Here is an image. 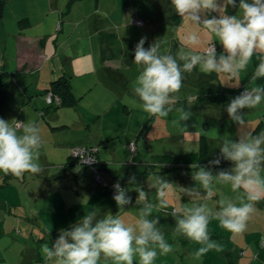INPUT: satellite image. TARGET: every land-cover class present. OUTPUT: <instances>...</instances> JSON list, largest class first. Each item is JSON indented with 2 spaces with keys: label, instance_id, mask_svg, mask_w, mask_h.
Listing matches in <instances>:
<instances>
[{
  "label": "crops",
  "instance_id": "1",
  "mask_svg": "<svg viewBox=\"0 0 264 264\" xmlns=\"http://www.w3.org/2000/svg\"><path fill=\"white\" fill-rule=\"evenodd\" d=\"M20 1L24 2L16 4V0H6L4 7L3 21L14 20L11 25L14 34L5 41H0L2 47L0 74L7 76L3 79V86L7 91L0 103V118L9 122L12 120L37 121L44 142L40 156L43 171L36 175L26 174L22 181L10 176L7 185H4V176L0 173L2 178L0 210H9L5 212L3 219H6V216L15 217L19 214L21 221L23 219L32 221V225H29L34 226L33 230L38 228L44 233L43 235L50 237L53 234L58 235L61 229L70 228L93 210L97 212L98 218H103L106 214H117L126 221H134L139 216L133 212L134 206L127 211L119 209L113 200V195L97 182L91 168L73 161L71 155L76 146L99 147L100 168L104 172L106 182L119 180L123 187L127 188L134 187L128 184L130 176H135L136 183L143 190H145L144 184L147 187L152 186L155 183L154 178L163 176L161 174L164 173L163 167L166 164L152 160L157 157L156 155L159 157L161 154L150 150L152 158L145 159L143 149L140 150L137 147L133 154L129 148V145L134 142L139 144L140 141H151L152 143L158 140L157 136L149 137V132H153L154 129L158 131L159 122L162 121V118L157 120L142 109H133L128 101L130 98H135L133 93L135 82H132L134 79L132 77H137L136 74L139 73L134 69L135 40L126 38L129 44H123L122 51L117 52L114 47V34L97 29V34L93 31L92 35H82L84 29L91 33L89 28L92 23L84 15H77V19L72 17V14L76 15L73 12L75 4L67 9L70 0H65L63 5L54 4L55 0H49L48 3L27 0L28 4L25 3L26 0ZM80 8L82 5L77 14L82 13ZM88 9V12H92L91 17H94L93 8ZM8 10L11 13L8 16L9 19H5ZM236 13L232 12L233 15ZM23 19H28L29 24L18 25L17 23H21ZM127 28L130 27L127 26ZM148 35L149 32L146 33V36ZM153 41V38L147 37L145 48ZM216 43L219 44L218 40ZM220 49L223 52V48ZM258 63L259 58L253 56L250 63L251 71L254 72ZM200 72L196 68L187 78L194 85L190 98H196L192 99V106H188L195 111L201 110L195 109L199 89L208 88L206 86L208 84L201 79L204 73L200 74ZM63 76L69 77L72 91L79 102L73 107L58 109L49 107L43 93L52 81ZM183 83L187 81L184 79ZM249 84L256 86L259 83L252 80ZM221 87V84H217L219 90H222ZM246 87L242 83L240 91L242 92ZM186 91L191 92L189 88L181 89L175 106H180V95ZM184 102L189 104V100L184 99ZM257 108L242 110L245 113L246 130L253 134L264 132V116L261 117ZM220 110L226 111V109ZM228 117L219 116L211 119L213 121L211 124L216 123V128L220 127L219 131L224 134H227L226 130L235 131L236 129L235 134L239 133V125ZM148 121L150 124L144 132L143 127ZM255 124L257 126L254 129ZM206 133L209 139V163L220 152V147L214 149L212 143L218 141L222 144L226 138L212 136L210 124ZM227 139L235 141L238 138L232 136ZM173 155L188 156V153L184 148L182 153ZM191 156L194 160L167 165L172 166V169L168 171L182 170L192 175L196 169L190 166L198 163L199 151L189 154V157ZM161 165L163 167H160ZM220 165H224L226 169L220 166L212 169L218 172L220 169L230 170L234 167L230 161L225 160H222ZM207 166L208 164L203 167ZM180 178V175L175 176L176 185L195 186L193 179L189 181L184 176L179 182ZM22 184L29 188V203L33 204L30 207V213L26 207H22L26 200L22 195L24 194ZM152 190L156 192L155 187H152ZM230 191L231 188L228 191L227 185H219L217 194L221 192L223 196L233 200L237 195L242 194L232 192L230 196ZM129 195L132 197V203H136L138 194L130 191ZM156 196L154 203L157 202ZM217 197L219 196L214 197V200L219 199ZM182 202L190 204L187 197H182ZM208 203L209 207H216L213 201ZM256 208V213L248 222L247 229L242 235L233 236L222 229L218 221H211L209 224L211 238L222 245L223 251H210L199 260L194 257L199 245L182 236H173L176 218L167 214L171 212V207L167 213L154 211V214L159 216L158 227L173 248L171 253L164 256L158 255L156 260L159 264H264V200L259 201ZM1 211L0 218L3 215ZM26 214L30 218H27ZM0 223L5 225L1 221ZM15 232L20 234L21 229L16 228ZM8 233L6 229H3L0 235L4 237L8 236ZM45 243L47 242L43 241L42 245ZM27 244H30V241H27ZM41 258L42 255L36 254L30 259L26 257L23 264H34L38 260L41 261Z\"/></svg>",
  "mask_w": 264,
  "mask_h": 264
},
{
  "label": "clouds",
  "instance_id": "2",
  "mask_svg": "<svg viewBox=\"0 0 264 264\" xmlns=\"http://www.w3.org/2000/svg\"><path fill=\"white\" fill-rule=\"evenodd\" d=\"M171 5L182 24L189 26L180 37L183 47L174 55L162 51L160 40H154L147 48L144 46L147 37L139 40L134 52L139 74L133 88V105L157 120L175 110L179 121L184 122L191 118L192 112L174 106L183 87L184 74H191L197 67L202 73H216L224 84L237 87L241 72L256 55L259 63L251 80L264 79V0H239L238 5L236 0H171ZM229 7H238L241 15H228ZM217 40L223 48L219 55ZM262 102L264 85L259 84L231 98L226 112L241 126L239 138L224 140L219 155L207 167L198 163L190 166L196 169L192 173L195 186L181 187L159 175L154 185L149 186L156 189L157 202L153 203L148 192L136 183L134 175L128 179L133 188L122 187L117 182L113 185V200L124 210L132 203L129 192L135 191L136 204L140 206L138 218L126 221L117 214L98 218L96 211H89L70 228L61 229L51 247L47 243L41 246L43 258L49 264H100L102 259L112 264H136L137 260L138 264H155L158 255H168L173 248L158 227L159 216L153 213H167L170 207L171 212L167 214L176 218L173 236H182L199 245L195 259L210 251H223L222 245L211 238L210 222L218 221L233 236L242 235L257 211L256 204L264 200V132L247 131L242 111L255 109ZM43 146L37 121L9 122L0 118V173L3 176L22 181L26 174L42 172ZM222 160L230 161L234 167L220 169L213 175L211 169L218 167ZM219 185H230L232 192L242 194L235 200L227 196L214 200ZM182 197H187L190 204L183 203ZM209 201L216 207H209Z\"/></svg>",
  "mask_w": 264,
  "mask_h": 264
},
{
  "label": "rangeland",
  "instance_id": "3",
  "mask_svg": "<svg viewBox=\"0 0 264 264\" xmlns=\"http://www.w3.org/2000/svg\"><path fill=\"white\" fill-rule=\"evenodd\" d=\"M43 3H48L49 0H39ZM65 0H55L54 4L58 3L59 5H63ZM97 2L100 3L99 8L97 9L95 6ZM24 1L16 0L17 3H22ZM70 1H68L69 4ZM237 5L239 4V0H236ZM26 4L29 3V1H25ZM82 5V13L77 14L79 7ZM93 8L95 11V16L91 17L92 12H88V8ZM76 15L72 14V17L74 19H77L78 16H87L85 18L90 19L92 26L89 28L91 33H88L86 29H84L82 32V35L88 36L92 35L93 31L95 34L98 33L97 29H100L101 31H107L111 35L114 34V47L117 49V52L122 51L124 45L123 44H129L126 42V38H131L135 40V44L133 46H136V44L139 42V40L142 37H149L156 40H160L162 45V51L164 52H170L172 54H176L183 46L180 41V37L184 31L188 29V25L186 23L182 24L181 18L175 13V10L173 6L171 5V0H103L102 2H99L97 0H78L75 2V8L74 11ZM232 12H237L236 15H241L240 10L237 8H231L229 7L227 14L233 15ZM10 10H8L5 19H9ZM211 15H216V13H212ZM135 20H142L144 23L143 28L138 27L139 25L134 24L133 22ZM14 21V20H13ZM13 21H2L1 27H0V41H5L7 38L13 36V28H11V25ZM34 23H36V20H34ZM90 23V22H89ZM21 26V23H17ZM127 26L130 28L128 29ZM35 30V29H34ZM33 31V30H32ZM143 31V32H142ZM149 32V35L146 36V33ZM144 33V34H143ZM212 39H216L213 37ZM217 44V43H216ZM219 48H222L220 44H217ZM145 46V45H144ZM2 47L0 46V54L2 52ZM187 50V49H185ZM221 52H217L219 55ZM256 56V55H254ZM258 57V56H257ZM198 68V67H197ZM134 69L138 70V66L135 65ZM252 70V64L248 66V68L241 72L240 78H239V86L237 87H231L226 84H224V81L218 77L216 73L211 74H203L200 72L198 68V72L200 74H203L201 79L208 85L213 88H217V84H221V89L225 91L228 99L234 98L238 96L241 91L240 88L242 86V83L245 84L246 89H251L252 86L249 84L252 82L251 76L253 71ZM139 73L136 74L138 76ZM189 74H184L185 80L187 83H183L182 88H189L191 92L186 91L185 93H181V103L180 106H174L175 108H183L185 110H189L192 112V116L189 120L180 122L179 121V113L175 110L169 114L168 117L162 118V121L159 122L158 125V131L149 132V137L153 138L154 136H157L159 138L156 141H146L142 142L140 141L137 147L141 150L143 149V157L145 159L152 158L150 154V150H154L155 153L161 154V156L156 155L157 157H154L153 161H159V163L166 164L163 168L165 169L164 173L161 174L163 178L167 179L170 182H173L177 184V181L174 179L176 175H180L181 178L179 182H181V179L185 176L187 180H192V175L188 174V171H182L178 170L177 172H170L169 169H172V166H167L170 164H178L183 162H188L189 160H194V157L192 159V156L189 157V154H192L194 151L197 152L198 150V137L200 135L206 136V128L208 127V124L211 125V134L214 137H237L239 138L240 129L241 126L239 125V133L235 134V131L232 130H226L228 131L227 134H224L219 131L220 127L216 128V125L211 124V119H215L217 117H228L227 112L224 110H216L214 108L210 109H202L199 111H194L189 106H192V99L190 96L193 94L194 85L192 81H188L187 78ZM191 75V74H190ZM134 78V79H132ZM132 82H135V78L132 77ZM191 78V77H190ZM220 82V83H219ZM259 85H264V79L258 81ZM135 85V83H134ZM204 86V85H203ZM218 89V88H217ZM189 100V104H186L187 102L183 103V100ZM133 98L128 99L130 102V106L134 109H142L139 106L132 104ZM189 105V106H188ZM228 106V104H227ZM258 112L261 114V117L264 116V102H262L260 105L257 106ZM196 109V107H195ZM143 111V110H142ZM135 117V115H134ZM229 118V117H228ZM142 119V117H140ZM215 124V123H214ZM154 124H152L153 126ZM258 125V123H257ZM255 124L254 129L257 126ZM228 126H226L227 128ZM199 133V135H198ZM174 136V137H173ZM191 137V138H190ZM225 139V140H226ZM120 142V141H119ZM221 144L218 141H214L212 143V148L216 149L220 147ZM145 148V150H144ZM187 151L188 156H174L173 154H179L182 153L183 150ZM190 150V151H189ZM153 152V153H154ZM220 168H225L224 165H219ZM216 170V169H215ZM170 172V173H169ZM214 175L216 174V171L213 170ZM100 177H102L106 181V177L104 175V172L100 170ZM156 178H154L155 180ZM108 182V181H107ZM187 184L188 181H186ZM21 186H24V190L22 195L25 196L26 200L24 201L22 207H26L28 212L30 213V207L33 204L29 203V188L27 185L22 184ZM146 192H148L149 197L151 201L154 203V197L156 196V192L152 190L149 186L147 187L146 184H144ZM225 187V186H224ZM154 188V187H153ZM227 190H230V187L227 185ZM230 196H232V191L229 192ZM217 196V198H220L223 196V194L220 192ZM28 199V200H27ZM26 203V204H25ZM25 204V205H24ZM132 206H134L133 212L135 214L139 215V205L136 203H131L128 208H124L122 211H127V209H131ZM1 211V210H0ZM129 211V210H128ZM3 215L0 218V221L4 223L5 225H1L0 223V232L2 233L3 229H6L7 232H9L8 236L2 237L0 235V264H23L25 258L28 259L32 258L35 254L36 255H42L41 253V246L43 241H46L49 247H51V244L54 242V240L57 238L58 235L53 234L52 237L45 236L38 228L33 230L34 226L32 225V221H27L26 219H23L21 221L19 218V214H16L15 217L13 216H6L5 218V212H9V210H3ZM160 213V211H157ZM162 212V211H161ZM25 214V213H24ZM154 216H156L153 213ZM27 218H30L29 215L26 214ZM19 219V220H18ZM31 224V225H29ZM31 226V227H30ZM21 229V233L18 234L15 232V229ZM4 233V232H3ZM173 238V237H172ZM27 241H30V244H27ZM33 241V243H31ZM43 258V256H42ZM44 259V258H43ZM161 261V259L159 260ZM138 262V260L136 261ZM44 259L43 263L40 262H34V264H48ZM100 264H112L111 261H107L102 259L100 261ZM155 264H159L158 260L155 261Z\"/></svg>",
  "mask_w": 264,
  "mask_h": 264
},
{
  "label": "trees",
  "instance_id": "4",
  "mask_svg": "<svg viewBox=\"0 0 264 264\" xmlns=\"http://www.w3.org/2000/svg\"><path fill=\"white\" fill-rule=\"evenodd\" d=\"M76 1H78V0H70L69 4L67 5V9H70L75 4ZM97 1L102 2L103 0H97ZM5 4H6V0H0V26L2 24L1 22L3 21ZM99 5H100V3L97 2V4H96V1H95V6L97 9L99 8ZM20 22H21L22 26H24L25 24L26 25L29 24L28 19H23ZM133 23L136 24L135 21ZM143 26H144V23H142V25L141 26L139 25L138 27H143ZM215 46H216L217 52H222V50L218 47L217 44ZM5 77H7V76L4 74H0V84L2 85L0 87V103L5 98L6 91H7L5 89V87L3 86V79ZM244 90H246V89H243L242 92ZM43 94H45V100L49 94L52 95V97L54 98L53 102L47 103V101H46V103L49 107H57V109L63 108V107H73L76 104H78V102H79V99L76 98V96L74 95V93L72 91V86H71V82H70L69 77H65V76L59 77L56 80L52 81L50 86L47 88V90ZM56 98H58L59 100L56 101L55 100ZM230 100L231 99H228L224 90H219V89L213 88V87L201 88L198 91V98L195 102V107L200 108L201 110L206 109V108H216L218 110L219 109H226L227 104L230 102ZM196 111H199V110H196ZM212 122L213 121L211 120V123ZM149 124H150V122L148 121L144 125V127H143L144 132L147 129V127L149 126ZM214 125H216V123ZM207 128H206V130H207ZM134 144H135V152H136L138 143L134 142ZM198 144H199L198 145V147H199L198 164L201 166H204V165L206 166V164H208V152H209V139L207 137V133H206V136L200 135L198 137ZM130 145H129V148H130ZM76 147H78V146H76ZM82 147H85V146H82ZM91 147H95V146H90L89 148H91ZM130 151H131V149H130ZM99 152H100V148H99V151L97 153V158H98L99 163L96 165V169H97L98 173H100V170H101V168H100L101 162H100ZM135 152L133 153L131 151V153H133V154H135ZM71 156H72L73 161H76L77 163L83 164L78 159H76L73 156V154ZM83 165L86 167H89L85 164H83ZM187 170H189V169H187ZM91 171L94 172L92 169H91ZM9 180H10V176H4V185H7L9 183ZM115 181H119V180H115ZM121 184H122V182H121ZM107 190L110 192L109 189H107ZM37 262L43 263L44 259L41 258V261L38 260Z\"/></svg>",
  "mask_w": 264,
  "mask_h": 264
},
{
  "label": "built area",
  "instance_id": "5",
  "mask_svg": "<svg viewBox=\"0 0 264 264\" xmlns=\"http://www.w3.org/2000/svg\"><path fill=\"white\" fill-rule=\"evenodd\" d=\"M135 23L137 25H142V21L139 20H135ZM245 91V90H244ZM54 100V98L52 97L51 94H49L46 98L47 103H52ZM56 101H58L59 99L56 98ZM130 149L131 151L134 153L135 152V144L132 143L130 145ZM99 151L98 147H82V146H78L73 148L72 154L73 156L78 159L81 163L89 166L95 174L96 180L103 185V187L107 188L110 190V192L112 193V195L115 194V190L113 188V185L117 182L120 183V185L123 187V185L121 184L120 181H113L111 183H107L106 181H104V179L102 177H100L97 169H96V165L99 163L98 158H97V153Z\"/></svg>",
  "mask_w": 264,
  "mask_h": 264
}]
</instances>
